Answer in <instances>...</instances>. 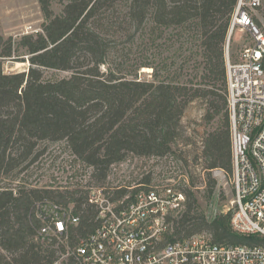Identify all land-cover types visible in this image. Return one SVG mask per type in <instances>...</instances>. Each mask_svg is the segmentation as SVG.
<instances>
[{
  "label": "trees",
  "instance_id": "obj_1",
  "mask_svg": "<svg viewBox=\"0 0 264 264\" xmlns=\"http://www.w3.org/2000/svg\"><path fill=\"white\" fill-rule=\"evenodd\" d=\"M38 1L45 19L41 33L27 34L19 42L0 35V264H56L68 247L75 248L96 229V223H90L95 208L88 204L89 191L79 182L73 184L75 178L62 191L13 187L20 173L38 159L42 142H65L73 165L93 169L92 186L104 185L112 165L128 158L175 156L188 106L205 99L204 120L219 121L203 140L209 194L218 185L212 171L222 170L228 177L233 173L225 48L238 0ZM256 21L262 27L257 17ZM133 30L146 33L151 45L172 33L193 46L189 59L200 58L195 76L182 69L162 75L153 61L135 68L127 63L125 50L118 56L121 61L110 66L114 44L122 37L132 38ZM21 50L28 56L29 71L6 73V61L26 62L19 58ZM141 68H154L155 80L128 77ZM46 70L71 75L47 78ZM143 180L152 184L154 177L150 173ZM126 193L121 189L114 199ZM186 193L187 209L174 220L168 241L204 233L218 245L264 241L236 233L232 211L208 219L191 189ZM43 200L74 206L82 216L81 223L70 228L67 242L39 237L42 222L34 210ZM67 264L76 261L69 257Z\"/></svg>",
  "mask_w": 264,
  "mask_h": 264
},
{
  "label": "built area",
  "instance_id": "obj_2",
  "mask_svg": "<svg viewBox=\"0 0 264 264\" xmlns=\"http://www.w3.org/2000/svg\"><path fill=\"white\" fill-rule=\"evenodd\" d=\"M262 6L263 0H238L225 59L235 191L231 226L240 235L264 238V31L256 21ZM237 31L249 38L234 59L230 47ZM152 160L158 169L147 173L154 177L152 184L82 187L89 191V206L95 208L90 223L97 226L62 254L66 264L69 257L76 264H264V241L218 245L207 233L168 241L174 220L187 209L186 189L191 183L176 156ZM122 163L112 165V170ZM136 188L141 190L134 194ZM121 189L126 195L114 199ZM34 213L42 222V240L65 243L70 228L82 221L74 206L50 200L36 203Z\"/></svg>",
  "mask_w": 264,
  "mask_h": 264
},
{
  "label": "rangeland",
  "instance_id": "obj_3",
  "mask_svg": "<svg viewBox=\"0 0 264 264\" xmlns=\"http://www.w3.org/2000/svg\"><path fill=\"white\" fill-rule=\"evenodd\" d=\"M121 8H125L122 5ZM56 13L61 11V6L54 5ZM256 17L262 25L264 31V7L257 11ZM45 22L41 12L38 0H0V35L5 38L12 37L16 42L27 34L37 35L42 32V26ZM167 34V33H166ZM121 35V34H120ZM129 36L119 39L114 46V55L109 59L110 66L114 62H120L119 55L125 53L128 55L127 63L130 66L143 65L146 62L153 61L162 75H168V72H176L182 69L184 74L195 76L196 62L199 57H191V45H184L181 40H177L172 33L165 35L159 44L151 45L150 38L146 33L131 32ZM171 37V38H170ZM167 38H170L167 40ZM248 36L236 32L231 41L230 53L232 58L236 59L242 49L248 45ZM195 51V50H194ZM20 59H26V62L6 61V73L28 72L30 63L25 50L20 51ZM20 60V61H23ZM107 70L106 66L102 67ZM47 78L53 76L58 78L69 77L71 73L46 70ZM154 68H141L138 72L129 74V78H138L142 81H154ZM207 101L197 99L192 102L181 121L180 137L175 143L174 154L179 159L183 174L190 180L192 193L198 201L199 211L208 219L215 216L228 213L233 210V201L235 191L232 183V177H228L222 170L212 171V176L217 180L218 185L213 195H210L206 185L208 173L205 171L206 162L203 157V140L208 131L216 129L219 121L207 124L204 117L207 113ZM37 152L40 153L38 159L28 165L27 169L20 173L15 179L13 187L25 186L36 189H54L62 191L66 185L70 184L72 177L73 184H79L81 187L94 185L91 178V170L85 169L83 165H73L74 157L67 148L65 142H42L39 144ZM149 172H158L154 160H145L140 158H128L115 171L112 170L110 178L106 184L98 187H116L120 185H140L145 183L144 178ZM83 174V175H81ZM76 175V176H75ZM86 176L83 177V176ZM71 180V181H70ZM88 181V183L82 182ZM155 181H157L155 177ZM62 255V254H61ZM60 257V264L65 263Z\"/></svg>",
  "mask_w": 264,
  "mask_h": 264
}]
</instances>
